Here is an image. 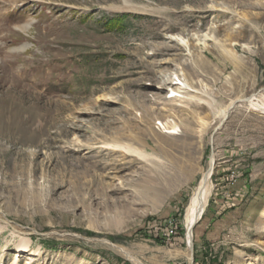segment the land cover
Here are the masks:
<instances>
[{
    "label": "rangeland",
    "instance_id": "obj_1",
    "mask_svg": "<svg viewBox=\"0 0 264 264\" xmlns=\"http://www.w3.org/2000/svg\"><path fill=\"white\" fill-rule=\"evenodd\" d=\"M263 89L264 0H0V264H264Z\"/></svg>",
    "mask_w": 264,
    "mask_h": 264
},
{
    "label": "bare ground",
    "instance_id": "obj_2",
    "mask_svg": "<svg viewBox=\"0 0 264 264\" xmlns=\"http://www.w3.org/2000/svg\"><path fill=\"white\" fill-rule=\"evenodd\" d=\"M30 26V25H29ZM23 32H28V24L22 26L19 28ZM24 51L27 49L26 46L23 45ZM174 85V84H173ZM178 86V84H175ZM174 97V96H173ZM257 97L264 98V89L262 94H255L249 98H247V101H257ZM246 100L239 101V102H246ZM236 101L230 102V104L227 106L226 109V114L225 116L220 120L219 124L215 127L216 129L220 126H222L223 122L227 118V113L230 111V109L233 108V105ZM260 106L264 110V101L259 102ZM163 128V130H168V134H174L173 129L175 128H169L166 123H161L160 124ZM207 122L205 121H200V127L206 128L207 127ZM116 148L118 151H120L124 155H131L135 156L136 159L140 158L141 160H145L148 158L147 154H144L143 152H140L130 146H125V145H117ZM213 165H214V156H212L209 160L208 167L205 171H203L200 175V178L197 182V184L193 187L188 203L186 205L183 218H182V224H183V229H184V234H185V239H186V245H187V254H188V259L191 261V255L192 253V240H193V229L196 226V224L201 220L202 215L205 213V209L208 205V201L210 199V196L212 194V183H211V175L213 171ZM191 164L189 165V168H191ZM183 171V168L180 167L179 172ZM166 175V174H164ZM181 176V173L175 172L171 175V177L168 179L172 181L173 179H177ZM168 178V177H166ZM172 183V182H169ZM264 218V216H263ZM4 227H0V229H3L5 227H9L8 225L10 224L7 219L4 218ZM192 234V237H191ZM19 236H22L19 245H18V252L13 255V259L11 261V264H17L18 260L20 259V254L18 253H25L29 247L30 240L27 237H23V234H19ZM107 245L112 247L113 249L117 250L121 255H123L127 260H129L132 264H144L141 260L137 259L136 257L132 256L131 252L127 250L126 248L122 247L121 245H115L112 244L111 242L105 240L104 241ZM33 256H36V253L32 254ZM39 255V254H37ZM153 264H156L154 261ZM159 264V263H158Z\"/></svg>",
    "mask_w": 264,
    "mask_h": 264
},
{
    "label": "water",
    "instance_id": "obj_3",
    "mask_svg": "<svg viewBox=\"0 0 264 264\" xmlns=\"http://www.w3.org/2000/svg\"><path fill=\"white\" fill-rule=\"evenodd\" d=\"M191 237H192V234H191Z\"/></svg>",
    "mask_w": 264,
    "mask_h": 264
},
{
    "label": "built area",
    "instance_id": "obj_4",
    "mask_svg": "<svg viewBox=\"0 0 264 264\" xmlns=\"http://www.w3.org/2000/svg\"><path fill=\"white\" fill-rule=\"evenodd\" d=\"M170 233H172V232H170Z\"/></svg>",
    "mask_w": 264,
    "mask_h": 264
}]
</instances>
